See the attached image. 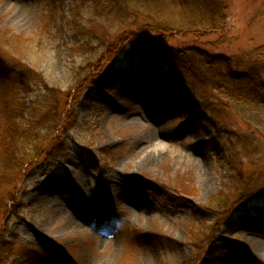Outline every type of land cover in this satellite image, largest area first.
<instances>
[{"label":"rangeland","instance_id":"1","mask_svg":"<svg viewBox=\"0 0 264 264\" xmlns=\"http://www.w3.org/2000/svg\"><path fill=\"white\" fill-rule=\"evenodd\" d=\"M223 1L220 29L203 35L178 33L190 12L161 4L153 17L174 30L152 37L264 57V0ZM73 6L0 0V146L18 127L24 164V175L0 171V264H264V202L247 214L232 205L246 216L222 227L215 213L236 188L264 187V104L214 89L215 66L193 58L180 73L129 46L101 66L114 56L145 85L102 80L66 95L120 32L151 22L141 9L119 23L78 5L74 24ZM51 118L68 132L55 134V157L35 158Z\"/></svg>","mask_w":264,"mask_h":264},{"label":"trees","instance_id":"2","mask_svg":"<svg viewBox=\"0 0 264 264\" xmlns=\"http://www.w3.org/2000/svg\"><path fill=\"white\" fill-rule=\"evenodd\" d=\"M138 4H140L141 7H136ZM161 4L176 7L182 12H190V15L181 23L182 26L177 30L178 33L203 35L209 31H217L220 29V21L226 18L225 12L227 6L223 0H69V5L73 6L69 14L72 19L71 22L74 24L77 23L76 19L79 17V13L75 12L79 9L78 5L88 8L93 16L99 18H113L119 23L127 22L128 11L131 9H141L143 16L145 15L147 18L151 19V22L139 26L135 31L120 32L118 36L115 37L114 45L109 48L107 52L102 53L99 61H97V65H93V67L96 66V69H94L95 73L91 78H88V76L83 77L81 81L77 82L68 90L66 95L72 92L78 94L80 92L79 87L84 84L87 89H92L91 85L94 82L101 83L102 80L116 82L120 86L132 83L146 84L143 76L134 73L133 69L136 68L135 66L125 68L120 63L116 65L115 62L118 60L115 59L114 56L113 59L111 58V62H113L111 67L101 66L110 62L109 57L112 51L116 52L119 49L122 51H129L130 49L126 47L129 46L135 51L133 55L152 58L157 64L172 66L174 70L180 73L184 72L186 74L188 72L192 62H194L193 58H196V63H198V61L201 62L203 67L209 68L210 66H215L216 68H214L213 71H216L218 76L215 74L216 77L212 80L213 86L215 87L214 89L218 88L222 90L227 96L236 101L264 104V63L259 60L264 57L261 54H255V60L252 61L251 59L250 63H248V60L232 59L223 55H210L204 50L195 47L187 48V51H181L172 47L162 46L152 37V33L155 31L168 32L174 29L170 27L167 22H160L153 17L154 11L156 12ZM69 14H63V18L67 17ZM192 14L195 17H193ZM203 21H205V23H203ZM205 28L207 31H205ZM154 85L160 86V84ZM165 98V106L168 108L173 100L170 101L169 96ZM53 121L55 122V119H52L50 122L53 124L50 128L52 134L50 133V135L47 136L48 138L43 141L42 146L38 150H34L36 152L35 158L42 157V160H49L59 153V151L55 152V146L59 141V139H56L58 137H55V134L61 136L66 135L68 128L66 129L64 126L60 127V123L55 124ZM19 132V128H15L8 142L6 140V142L0 146V153L2 154L0 155V171H4L8 166L12 175L16 172H21L24 175V164L22 163L23 155L18 146V144L21 143L18 139V135H20ZM13 137L16 138V145L13 142ZM23 137L24 136L20 137V139ZM51 142H53V146H48ZM26 165L27 164H25V167ZM240 179L241 174H239L238 177L239 182ZM219 197L221 198L219 202L223 201L222 193ZM262 202H264V187L252 188L251 186H245L243 188H236L235 192L227 197L224 204L218 205L219 209L215 212L218 215V227H222L232 221L239 222V220H241L240 218L246 216L245 214H247L248 211L262 206ZM232 205L237 206V209H241L242 212L246 211L238 220H236L238 212L235 213L237 215L234 214L236 208L232 209ZM258 209L264 211L263 207ZM229 212L233 214L230 215ZM1 240L10 241L4 239L3 234L0 233V241Z\"/></svg>","mask_w":264,"mask_h":264}]
</instances>
